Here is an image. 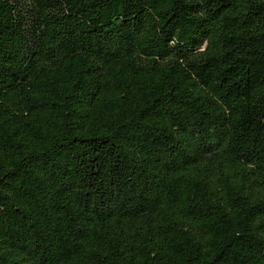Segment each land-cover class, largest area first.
<instances>
[{
  "label": "trees",
  "instance_id": "1",
  "mask_svg": "<svg viewBox=\"0 0 264 264\" xmlns=\"http://www.w3.org/2000/svg\"><path fill=\"white\" fill-rule=\"evenodd\" d=\"M0 264H264V0H0Z\"/></svg>",
  "mask_w": 264,
  "mask_h": 264
}]
</instances>
